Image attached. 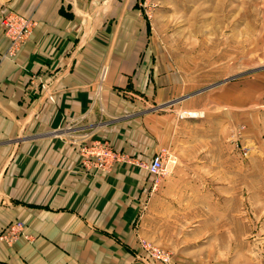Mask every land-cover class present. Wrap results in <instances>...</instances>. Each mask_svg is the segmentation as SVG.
<instances>
[{"label":"crops","instance_id":"0c3cea01","mask_svg":"<svg viewBox=\"0 0 264 264\" xmlns=\"http://www.w3.org/2000/svg\"><path fill=\"white\" fill-rule=\"evenodd\" d=\"M3 7L34 26L12 57L0 31V229L19 221L28 236L0 241V264H158L138 239L198 229L203 203L194 200L209 194L186 186L208 180L209 160L178 157L152 191L143 170L116 163L86 171L78 153L93 141L141 160L186 147L171 107L174 84L142 59L141 0Z\"/></svg>","mask_w":264,"mask_h":264},{"label":"rangeland","instance_id":"374dc122","mask_svg":"<svg viewBox=\"0 0 264 264\" xmlns=\"http://www.w3.org/2000/svg\"><path fill=\"white\" fill-rule=\"evenodd\" d=\"M6 2L0 15L11 10ZM140 9L143 62L174 84L171 107L186 146L155 152L168 168L152 177V191L173 174L178 157L206 158L208 180L186 187L209 198L194 200L203 203L195 209L204 214L198 229L151 231L139 246L158 264H264V0H141Z\"/></svg>","mask_w":264,"mask_h":264},{"label":"built area","instance_id":"2783aa9c","mask_svg":"<svg viewBox=\"0 0 264 264\" xmlns=\"http://www.w3.org/2000/svg\"><path fill=\"white\" fill-rule=\"evenodd\" d=\"M33 26L34 22L30 18L22 16L13 10H4L1 13L0 31L8 42L7 54H4V56L12 57L15 54L16 50L29 37ZM78 153L81 158V166L86 171L107 172L110 170L112 164L121 162L135 165L155 180L167 173L168 168V164L164 161L162 153H155L149 160L133 161L124 158L123 155L114 153L108 148L107 144L101 142L93 143L90 146L81 145L78 147ZM25 228V225L19 221L10 222L0 229V241L11 244L19 238L28 239ZM142 246L148 249L155 259L162 258L160 250L154 247L151 248L145 243Z\"/></svg>","mask_w":264,"mask_h":264},{"label":"bare ground","instance_id":"6f19581e","mask_svg":"<svg viewBox=\"0 0 264 264\" xmlns=\"http://www.w3.org/2000/svg\"><path fill=\"white\" fill-rule=\"evenodd\" d=\"M196 115H197V114H195V113H190V114H189V116H194V117H195Z\"/></svg>","mask_w":264,"mask_h":264}]
</instances>
